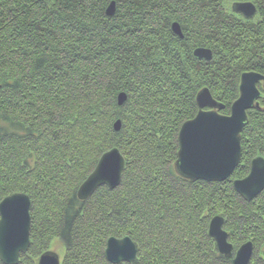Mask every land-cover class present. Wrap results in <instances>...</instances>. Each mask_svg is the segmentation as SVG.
Returning <instances> with one entry per match:
<instances>
[{
    "label": "trees",
    "instance_id": "16d2710c",
    "mask_svg": "<svg viewBox=\"0 0 264 264\" xmlns=\"http://www.w3.org/2000/svg\"><path fill=\"white\" fill-rule=\"evenodd\" d=\"M245 1L258 8L253 21L232 12ZM204 47L211 62L194 57ZM248 72L264 75V0H0V203L17 193L32 202L31 247L18 264H38L55 239L61 264H111L114 237L135 243V264H232L209 236L215 216L235 251L251 241L250 264H264V193L247 202L233 183L264 157V110L248 112L229 180L174 171L197 94L209 88L228 116ZM113 148L125 157L121 184L80 200Z\"/></svg>",
    "mask_w": 264,
    "mask_h": 264
},
{
    "label": "water",
    "instance_id": "95a60500",
    "mask_svg": "<svg viewBox=\"0 0 264 264\" xmlns=\"http://www.w3.org/2000/svg\"><path fill=\"white\" fill-rule=\"evenodd\" d=\"M116 2L106 9L109 18L116 15ZM232 12L248 21L256 19L258 8L249 1L234 2ZM172 32L181 40L184 32L179 23L172 24ZM194 57L200 62H211L214 53L208 48H196ZM239 98L232 104L231 112L224 116L219 111L225 107L216 101L209 88L197 94L196 103L199 111L193 120L185 122L178 137L179 153L174 167L175 174L185 181L221 183L229 180L241 163L242 139L241 134L249 122L250 110H264L260 101H264V75L256 72L244 73L240 79ZM118 105L123 106L127 101L125 93L119 94ZM193 125H195L194 128ZM122 122L114 125L115 132H120ZM196 141L205 147L195 160L185 165L184 135L190 129ZM125 157L117 148L102 155L97 168L83 183L78 192V198L87 201L101 186L117 189L122 181L125 169ZM234 190L242 199L252 202L264 193V157L254 158L250 173L242 180H235ZM0 205V259L3 264H18L21 255H26L31 242V206L32 202L26 194H13L5 198ZM223 216L211 219L209 236L216 242V248L232 264H250L254 252L253 243L245 242L234 256V248L229 242L225 231ZM106 258L111 264H135L137 246L129 237L123 239L110 238L105 249ZM38 264H61L59 256L49 251L40 256Z\"/></svg>",
    "mask_w": 264,
    "mask_h": 264
},
{
    "label": "snow or ice",
    "instance_id": "6c2138e0",
    "mask_svg": "<svg viewBox=\"0 0 264 264\" xmlns=\"http://www.w3.org/2000/svg\"><path fill=\"white\" fill-rule=\"evenodd\" d=\"M194 127L195 125H193L192 128ZM192 128H190L184 135L183 143L185 147V156L182 163L185 165L192 163L197 155L205 150V147L200 145L194 138L193 132L191 131ZM0 209H2V205H0Z\"/></svg>",
    "mask_w": 264,
    "mask_h": 264
},
{
    "label": "rangeland",
    "instance_id": "374dc122",
    "mask_svg": "<svg viewBox=\"0 0 264 264\" xmlns=\"http://www.w3.org/2000/svg\"><path fill=\"white\" fill-rule=\"evenodd\" d=\"M230 3H231L230 1H228V3H227L228 10H230V8H229V6H230L229 4H230ZM90 175H91V174H90ZM247 242H248V241H247ZM250 242H251V241H250ZM244 244H245V243H244ZM242 245H243V244H242ZM242 245H241V246H242ZM241 246H240V247H241ZM239 249H240V248H239ZM239 249H237L236 251L234 250V256H235L236 252H237ZM49 251H51V252L55 253L57 256H59L61 262L64 260V258H65V256H64V254H65V246L63 245L61 239H55V240L52 242ZM254 251H255V247H254ZM253 254H254V252H253ZM252 257H253V256H252ZM40 258H41V257H40ZM40 258H39V259H40ZM251 261H252V260H251ZM38 262H39V260H38Z\"/></svg>",
    "mask_w": 264,
    "mask_h": 264
},
{
    "label": "flooded vegetation",
    "instance_id": "af4514ba",
    "mask_svg": "<svg viewBox=\"0 0 264 264\" xmlns=\"http://www.w3.org/2000/svg\"><path fill=\"white\" fill-rule=\"evenodd\" d=\"M260 87L262 88V84H260Z\"/></svg>",
    "mask_w": 264,
    "mask_h": 264
}]
</instances>
